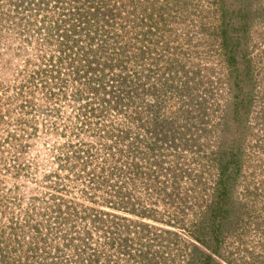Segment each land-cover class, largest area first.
Returning <instances> with one entry per match:
<instances>
[{
    "label": "rangeland",
    "instance_id": "rangeland-1",
    "mask_svg": "<svg viewBox=\"0 0 264 264\" xmlns=\"http://www.w3.org/2000/svg\"><path fill=\"white\" fill-rule=\"evenodd\" d=\"M21 2L0 0V264H203L194 247L209 251L197 240L208 239L193 231L213 201L216 159L230 152L231 143L236 154L220 202L225 217L213 259L216 264H264V0H110V6L131 11L123 16L116 11L111 24L120 34L119 44H134L126 53L132 58L141 40L147 58L142 64L133 58L135 69H144L157 84L161 77L173 99L171 112L181 113L170 125L159 119L151 129L158 142L176 144H162L166 149L156 153L147 150L153 139L140 125L149 121L148 107H143L150 94L137 97V106L128 112L142 115L144 122L129 123L126 113L105 108L98 121L93 116L86 121L83 102L71 93L73 75L62 66L59 80L53 79L50 68L59 57V41L41 29L43 20L56 16V1ZM221 9L231 14L229 44L238 43L242 56L245 104L237 112L239 134L221 132L224 106L232 96L218 55ZM144 22L154 30L148 33ZM74 40L80 45L84 39ZM133 78L142 80L141 75ZM60 79L66 85H57ZM199 110L204 121L197 119ZM124 127L127 133L117 129ZM223 138L228 144L221 146ZM127 149L138 150L136 163L145 173L134 185L123 183V173L115 170L122 164L115 154ZM157 166L169 174L164 182ZM152 173L163 183L154 182ZM110 203L115 207L109 209ZM116 219V234L110 235L106 225ZM128 234L124 250L133 258L107 247L111 238L119 248V238Z\"/></svg>",
    "mask_w": 264,
    "mask_h": 264
},
{
    "label": "trees",
    "instance_id": "trees-1",
    "mask_svg": "<svg viewBox=\"0 0 264 264\" xmlns=\"http://www.w3.org/2000/svg\"><path fill=\"white\" fill-rule=\"evenodd\" d=\"M21 1V3H23L25 6H30L31 2H34L36 4H43V2H38V0H29L30 2H27V0ZM54 2V7L57 8L56 16L54 18L43 20L42 27L44 28L41 29L44 32L43 35H47L48 39H51L50 35H55L58 37L59 41L57 50V54L59 55V57H55L54 60L52 59L50 68L56 74V76H53V79H55V77L57 79L59 73L61 74L62 66H66L65 69H67V71H69L70 74L73 75L70 82L75 85L73 86V84L71 83L72 87H75V89L71 93L75 94V101L83 102V104L81 105L86 108V121H88L91 116H93L92 121H98L97 119L100 118V116H103V112L106 111L105 109H114L120 115H122L121 112L126 113V118L129 123L133 121H142V115H131L128 114V112H131V110L134 111L135 107L137 106V97L146 98L144 97V95L147 96L150 94V97L145 99V104L143 107L144 110H146L148 107L149 121L147 123L142 121L144 123L140 124L145 125L143 128L149 131V135L153 139L152 143L150 141L147 143L149 144L147 150L150 153H156L157 150H161L162 152L167 148V145L171 146V144H173L175 146L176 144L172 143V141H167V143L158 142L155 136L156 131L152 132L151 129H156L157 124L159 123V119L162 120L165 118V126L170 125L171 123H173V119L176 120L178 117H174L175 114L181 113L176 110H174V112H171L174 107H170L171 100L173 99H170L168 97L169 95L166 94V87L165 85L162 86V83L164 82L161 77L157 80V84L155 81H153V78L151 76L146 74V71L144 69H135L133 58H135V64H142V60L147 58V56L145 55V51L141 50L144 48V45L140 43L141 40H139V43H136V47L139 46L140 48L139 54L137 53L138 55L136 54L134 57L130 58V56L126 55V53H129L130 49L134 48V44H126L125 46L120 45V34L111 25L114 22L116 11L118 16H123V14L126 15L128 13L130 14L131 11L129 10V7L110 6V0H88V2L86 0V5L82 0H54ZM234 6H236V3H234ZM136 11L139 12V10ZM141 12V14L145 15V12ZM157 13L159 17L163 16V11H159ZM220 13L223 22V29L221 32L222 34L219 37L221 42L218 43V55L221 57V62L223 65L222 69L225 73L224 80L228 85L227 90L232 95L229 102H227L224 106L225 111L223 112L225 113L221 116L223 119V121L221 122V132L222 134H226L227 132H231L232 134H239V127L241 126L240 123L238 124L239 121L237 112L238 108L245 104L243 100L244 96L240 97L241 90L245 84H242L240 66L238 65V59H240L242 56L238 49H236L238 43L231 45L229 44L228 32L234 31L232 24L230 25L231 14L230 16H228L227 11L225 12V10L223 9L220 10ZM141 14H139V16ZM141 18H143V21L145 20L144 17ZM137 20L139 19L137 18ZM138 23H142V20L140 19ZM144 24L139 25V27L144 26ZM147 25L145 24V30H147L148 33L154 30L152 26ZM155 29H159L157 24H155ZM76 36L80 38L83 37L84 39L83 41L79 42L80 45H77V41L74 40ZM99 59H101V62H99ZM170 64H172V62ZM154 65H159V62ZM161 67L163 66L161 65ZM134 74L141 75L142 80L139 81L133 78ZM57 80H59V77ZM62 81L63 80L60 79V81L56 84L60 85V82ZM211 83L216 84V82ZM63 85H66L64 81ZM206 91L209 96L212 95L211 90ZM206 91L202 98L206 96ZM87 96H91L94 99H92L91 102H84L83 99ZM203 100L205 99L203 98ZM124 106H126V109L128 110L125 111ZM229 106L232 109L231 112L228 111ZM179 107L182 108V104H179ZM102 108L105 109L103 110ZM190 108L187 109V115H189V118H194V110L192 111V109ZM200 108H202V106ZM139 110L141 113L142 107L139 108ZM198 112L201 115H198L197 119H200V121H204L203 112H200V110ZM203 127L204 128L202 130L208 133L207 127ZM127 128L124 127L117 129L127 133ZM128 134L130 133L128 132ZM122 135H124L123 132ZM145 135L146 137H148L147 134ZM201 135H206V133H203ZM158 136L160 137V134ZM126 137H128V135ZM128 138H130V136ZM177 139L178 137H174L172 140L177 141ZM221 140V146L224 145V142L228 144V142H226L224 138ZM162 144H164L166 148H164ZM227 149L230 152H228L226 156L225 154L227 152L222 153L220 158L218 157L216 159V179L212 186L213 201L208 205L207 213L205 212L206 214H204L205 217L203 216L201 221L195 225L193 231L198 232V234L201 233L202 236H207L208 239V241H205L204 239L200 241V239H197V236L195 235V239L198 240L199 244L203 246V248L209 250L202 252V250H200L197 246L194 247V253L199 260H202L203 264H211V261L214 262V254H218V229L221 226V221L225 217V213H223L224 210L220 202L225 197L227 183L226 181L231 177V165L234 161L233 156L236 154L233 153L234 151L232 149V143L227 147ZM137 152L138 150L136 149L135 151L127 149L125 151L120 150L119 154H115V161L119 164L122 163L120 166H115V170L117 172L120 171L121 173H123L119 176L123 183H126L127 180V183L134 185L136 183V179H139L142 173L145 174L144 172H141V167L138 168V165L136 163L137 157L135 155ZM128 155H131L132 158L129 156V160L131 161H128ZM133 156H135V161H133ZM158 163H156L155 165H157ZM155 168L156 166H154V169ZM157 168L161 169L160 171L164 173L161 176L164 177L166 175H169L167 174L165 167L157 166ZM158 177V174H150V178L154 182L158 181ZM164 181L165 177L163 182ZM163 182L158 181L159 184H162ZM127 183L126 185H128ZM110 187L112 188L114 194H118L117 196L119 197L118 191L115 190V185L111 184ZM105 193H107V191ZM122 202L124 203L123 200ZM110 207L114 208L115 206L113 205V203H110L109 209ZM181 212V215H183V209ZM105 215L110 218L109 214ZM103 219H105V222H107V219L105 217ZM108 221L111 220L108 219ZM116 223L117 219L110 225H106V227H108L107 230H109L110 235L116 234V231L114 230V226L118 227ZM121 228L123 229V233L125 234L129 231V228L125 225L121 226ZM184 229L190 231L191 227L189 228L188 226H186ZM128 237L129 234L127 235V237L119 238V243H123V246H121V244L120 246H118L119 248L114 247L116 242L111 238L106 243V245L109 249L113 248L112 250L115 252L118 251L117 249H120V251H124L126 258H133V255L129 252V249L124 250V244H127L130 241ZM210 242H212V245H209ZM213 245L214 247H211ZM214 263L216 264V262Z\"/></svg>",
    "mask_w": 264,
    "mask_h": 264
}]
</instances>
